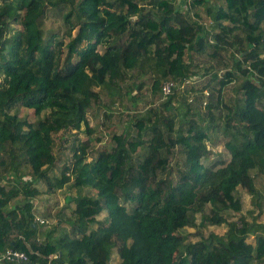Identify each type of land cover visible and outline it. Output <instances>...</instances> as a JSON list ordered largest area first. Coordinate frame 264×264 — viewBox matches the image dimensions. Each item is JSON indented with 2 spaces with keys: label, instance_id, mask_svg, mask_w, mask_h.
<instances>
[{
  "label": "trees",
  "instance_id": "1",
  "mask_svg": "<svg viewBox=\"0 0 264 264\" xmlns=\"http://www.w3.org/2000/svg\"><path fill=\"white\" fill-rule=\"evenodd\" d=\"M179 1L0 0L3 263L264 264V0ZM36 182L92 193L39 231Z\"/></svg>",
  "mask_w": 264,
  "mask_h": 264
},
{
  "label": "rangeland",
  "instance_id": "2",
  "mask_svg": "<svg viewBox=\"0 0 264 264\" xmlns=\"http://www.w3.org/2000/svg\"><path fill=\"white\" fill-rule=\"evenodd\" d=\"M66 54V48H63V52L61 55V59H63V57ZM75 59V58H74ZM163 96V95H162ZM25 111H28V109L24 108ZM111 126H109L108 129ZM106 133L109 132L108 130L105 131ZM80 138H84L86 135L85 133L81 132L80 134ZM109 144V143H108ZM208 146L210 147V149L212 150L207 156L203 157V162L205 163H212L214 161L217 160H223L224 163L228 162L230 160V153L228 151V149L225 146L224 140L222 137L220 138H214V142L212 143H208ZM56 172H58V169H55ZM252 172H254L252 170ZM36 186L40 189V197H42V202H38L41 203L40 206H37L35 211L36 214L39 217H43L45 219L44 223H39L38 222V229L39 231H45L47 228L51 227V223L56 221V218L53 216L51 217V215H54L58 212L59 208H61L62 206H66L67 202L65 200L67 195H71V194H76L78 191H81L82 193H92L90 191L89 188L87 187H83L81 189H76L74 187H70V186H64L63 188L60 189H56L54 191H51L47 188V186L44 183L41 182H36L35 183ZM214 183H209L208 185H206V188L212 187ZM255 185L257 188V194L258 197L261 199L262 201V213L260 218L262 220H264V176L260 173L255 174ZM240 192H242V212L245 213L248 209H250L251 207H253V196L247 192H245L243 189L239 188ZM74 206L73 202H70L68 204V206L65 209V212H67L71 207ZM209 207V203H207V207L206 209H208ZM48 213L50 214V216L48 215ZM231 218L236 219L239 216V213H234L231 210H229V212H227ZM47 214V215H46ZM198 218H199V214H198ZM64 224V223H63ZM186 228V227H185ZM182 228L181 230L183 231L182 233H186V235L188 236V240H194L197 239L198 236L194 235V228L192 227H187L186 229ZM227 228V225L225 223L222 224H211L208 225L204 230L205 232H208L210 229H215L218 231H225V229ZM39 235V234H38ZM248 241L250 242H254V237H252L251 235L248 236L247 238ZM3 261H0V263L2 264ZM111 264H121L120 263V259L119 256L117 254L116 251H113L111 254V259H110Z\"/></svg>",
  "mask_w": 264,
  "mask_h": 264
},
{
  "label": "built area",
  "instance_id": "3",
  "mask_svg": "<svg viewBox=\"0 0 264 264\" xmlns=\"http://www.w3.org/2000/svg\"><path fill=\"white\" fill-rule=\"evenodd\" d=\"M188 81L190 80L187 79L185 82H188ZM174 85H175V82L172 80L164 81L161 85V91L163 95L170 93ZM35 219L39 223L45 222V219L43 217L35 216ZM27 259H28V256L24 250L13 248L10 246L0 250V261H24L25 262L27 261Z\"/></svg>",
  "mask_w": 264,
  "mask_h": 264
},
{
  "label": "crops",
  "instance_id": "4",
  "mask_svg": "<svg viewBox=\"0 0 264 264\" xmlns=\"http://www.w3.org/2000/svg\"><path fill=\"white\" fill-rule=\"evenodd\" d=\"M179 2H182L183 4H185V3H186V0H180ZM187 4H188V3H187ZM39 201H40V202L43 201V200H42V197H40V193L38 194V196H37V198H36V202H35L34 209H36L37 206H40L41 203H38ZM35 216H38V215L36 214V211H35ZM0 264H1V263H0ZM2 264H5V263L2 262Z\"/></svg>",
  "mask_w": 264,
  "mask_h": 264
},
{
  "label": "clouds",
  "instance_id": "5",
  "mask_svg": "<svg viewBox=\"0 0 264 264\" xmlns=\"http://www.w3.org/2000/svg\"><path fill=\"white\" fill-rule=\"evenodd\" d=\"M188 2V0H186ZM190 1V0H189ZM189 3V2H188Z\"/></svg>",
  "mask_w": 264,
  "mask_h": 264
}]
</instances>
